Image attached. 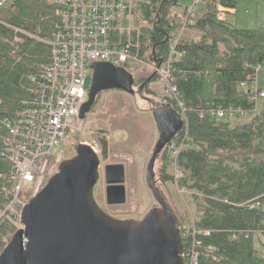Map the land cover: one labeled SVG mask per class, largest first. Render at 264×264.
Returning a JSON list of instances; mask_svg holds the SVG:
<instances>
[{
  "label": "trees",
  "instance_id": "16d2710c",
  "mask_svg": "<svg viewBox=\"0 0 264 264\" xmlns=\"http://www.w3.org/2000/svg\"><path fill=\"white\" fill-rule=\"evenodd\" d=\"M216 1L200 0L201 14L192 26L202 35L179 44L183 56L176 69L184 74L174 72L190 107L187 137L177 154L183 172L177 184L190 191L194 226L207 232L196 233L194 245L190 234L182 236L183 245L197 253L196 264H264V242L258 238L264 236V109L254 110L249 88L241 86L250 83L256 67L264 64V26L238 28L218 19ZM138 2L145 24L140 30L141 54L145 60L160 61L168 52L169 36L178 28L173 9L180 0ZM219 2L228 8L236 5V0ZM56 20L51 0H13L0 6V121L11 119L22 107L28 76L50 59L48 44L14 28L48 38ZM217 105L240 106L251 115L232 121L199 116L198 109ZM4 133L0 123V136ZM102 145L105 156V140ZM2 149L0 137V187L10 167ZM160 155L161 177L173 179L168 172L169 143ZM255 202L259 204L252 205Z\"/></svg>",
  "mask_w": 264,
  "mask_h": 264
},
{
  "label": "built area",
  "instance_id": "2783aa9c",
  "mask_svg": "<svg viewBox=\"0 0 264 264\" xmlns=\"http://www.w3.org/2000/svg\"><path fill=\"white\" fill-rule=\"evenodd\" d=\"M9 1L0 0V6ZM51 2L55 5L57 20L48 38L14 28L48 44L50 59L41 65L38 73L28 76V94L22 100V107L11 119L0 121L5 129L4 135L0 136L2 153L10 162L9 171L4 175L5 183L0 187V231L22 227L24 205L58 171L59 164L69 158L67 150L74 153L75 145L82 143L102 156V140L107 134L91 133L87 136L88 133L84 132L85 118L79 117L80 109L87 100L85 81L92 74L91 64L94 62H107L127 71L140 66L145 74L156 75L161 93L174 104L183 120L182 128L169 142L170 166L176 183L183 176L177 154L187 137V112L190 107L181 96L174 72L177 70L176 63L183 56V51L178 49L179 44L199 40L202 35L192 26L201 14V5L199 10L196 8L200 0H194L191 6L185 7L178 20V28L168 38L166 56L151 63L141 54L140 30L145 24L139 18L138 0ZM215 6L217 18L229 20L230 8L221 5L219 0ZM259 68L257 66L255 70ZM177 71L184 74L181 70ZM254 80L241 82V86L249 88L250 100L256 110V101L264 98V88L256 87ZM198 112L200 117L206 115L212 120L226 121L251 115V110L232 105L200 108ZM178 133L180 135L173 140ZM258 204L255 202L252 205ZM196 233L207 232L196 228L193 222L181 229L185 238L191 235L193 245ZM183 256L184 264H196L197 253L193 248L184 249Z\"/></svg>",
  "mask_w": 264,
  "mask_h": 264
},
{
  "label": "water",
  "instance_id": "95a60500",
  "mask_svg": "<svg viewBox=\"0 0 264 264\" xmlns=\"http://www.w3.org/2000/svg\"><path fill=\"white\" fill-rule=\"evenodd\" d=\"M84 119L99 93L120 89L136 93L151 106L158 139L145 169V183L156 200L141 218H117L93 196L101 157L78 143L46 184L24 205L22 227L0 251V264H184L180 221L156 185L158 154L182 128L180 114L169 104L143 94L153 74L134 88L133 75L107 62L91 64ZM108 203H124L126 191L121 163L104 165Z\"/></svg>",
  "mask_w": 264,
  "mask_h": 264
},
{
  "label": "rangeland",
  "instance_id": "374dc122",
  "mask_svg": "<svg viewBox=\"0 0 264 264\" xmlns=\"http://www.w3.org/2000/svg\"><path fill=\"white\" fill-rule=\"evenodd\" d=\"M10 0L6 5H10ZM194 0H180L173 9L174 19L178 23L182 8L191 6ZM5 5V6H6ZM199 10L200 4H196ZM228 16L233 26L238 28H255L264 26V0H236ZM179 16V17H178ZM33 34V33H32ZM36 35V34H34ZM190 35V33H188ZM148 63L152 61L146 59ZM151 61V62H150ZM137 82L140 77H148L145 70L138 66L129 70ZM90 76L85 85L88 88ZM254 82L256 87L264 88V66L256 70ZM143 94L156 100L169 103L161 93L159 81L154 79L146 83ZM171 105V104H170ZM172 106V105H171ZM257 110L264 109V98L256 101ZM174 109L175 107L172 106ZM176 110V109H175ZM84 132L89 134L106 133V155L101 156L99 178L93 188V196L104 211L117 218H141L152 206L156 205L151 190L145 183V169L158 139V130L151 113L150 104L136 93L129 94L120 89H107L98 94L92 109L84 117ZM73 152L66 151L70 157ZM158 154L154 164L155 181L166 201L176 212L180 228L185 229L193 222V209L189 203L190 191L177 186L174 179L162 178L160 173V157ZM121 163L124 169V185L126 200L124 203L109 205L105 201L104 165ZM169 174L173 170L168 168ZM15 230L0 231V251L7 244ZM264 242V236H258ZM258 248V247H257Z\"/></svg>",
  "mask_w": 264,
  "mask_h": 264
},
{
  "label": "flooded vegetation",
  "instance_id": "af4514ba",
  "mask_svg": "<svg viewBox=\"0 0 264 264\" xmlns=\"http://www.w3.org/2000/svg\"><path fill=\"white\" fill-rule=\"evenodd\" d=\"M129 72V71H128ZM134 77V76H133ZM142 82L140 83H137L135 80H133V85H134V88H137L138 85H140ZM145 87V86H144ZM105 187H106V184H105ZM105 201L107 204L109 205H114V204H117V203H108L107 200H106V196H105Z\"/></svg>",
  "mask_w": 264,
  "mask_h": 264
},
{
  "label": "crops",
  "instance_id": "0c3cea01",
  "mask_svg": "<svg viewBox=\"0 0 264 264\" xmlns=\"http://www.w3.org/2000/svg\"><path fill=\"white\" fill-rule=\"evenodd\" d=\"M185 7H187V6H185ZM185 7H184V8H182L181 10H183V11H184V10H185ZM231 12H232V11H231V8H230V14H232ZM181 15H182V14H181ZM181 15H180V16H181Z\"/></svg>",
  "mask_w": 264,
  "mask_h": 264
}]
</instances>
